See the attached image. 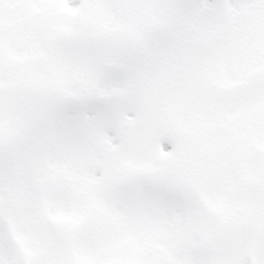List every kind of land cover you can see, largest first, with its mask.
<instances>
[{"label":"snow or ice","instance_id":"1","mask_svg":"<svg viewBox=\"0 0 264 264\" xmlns=\"http://www.w3.org/2000/svg\"><path fill=\"white\" fill-rule=\"evenodd\" d=\"M0 264H264V0H0Z\"/></svg>","mask_w":264,"mask_h":264}]
</instances>
